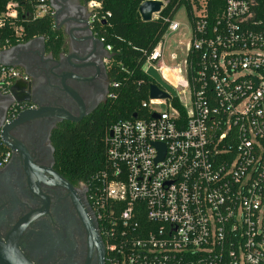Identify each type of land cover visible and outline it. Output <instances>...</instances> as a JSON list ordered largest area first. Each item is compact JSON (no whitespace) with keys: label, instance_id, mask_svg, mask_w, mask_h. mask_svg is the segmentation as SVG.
Returning a JSON list of instances; mask_svg holds the SVG:
<instances>
[{"label":"built area","instance_id":"1","mask_svg":"<svg viewBox=\"0 0 264 264\" xmlns=\"http://www.w3.org/2000/svg\"><path fill=\"white\" fill-rule=\"evenodd\" d=\"M187 1L190 42L181 64L164 60L181 28L173 17L143 67L151 84L153 68L174 93L159 84L169 97L149 91L142 102L149 118L119 121L105 134L95 206L107 264H264V19L257 0H225L211 23L207 0ZM13 5L0 28L17 15ZM87 8L92 24L101 0ZM46 14L55 12L42 1L35 15ZM9 47L0 40V51ZM18 79L27 75L0 64L1 88ZM8 159L4 151L0 161Z\"/></svg>","mask_w":264,"mask_h":264},{"label":"flooded vegetation","instance_id":"2","mask_svg":"<svg viewBox=\"0 0 264 264\" xmlns=\"http://www.w3.org/2000/svg\"><path fill=\"white\" fill-rule=\"evenodd\" d=\"M57 2V26L65 39L61 62L53 59L61 52L48 51L41 40L6 58L27 75L18 80L29 83L30 93L15 97L11 88L0 86V159L9 151V159L0 161V239L11 237L32 264H107L90 187L61 172L56 163L52 132L67 120L46 109L64 107L80 114L65 85L81 97L87 110L105 102L110 88L105 52L88 38L87 2ZM67 24L70 29L79 25L80 31L66 35ZM28 110V118L15 122Z\"/></svg>","mask_w":264,"mask_h":264},{"label":"trees","instance_id":"3","mask_svg":"<svg viewBox=\"0 0 264 264\" xmlns=\"http://www.w3.org/2000/svg\"><path fill=\"white\" fill-rule=\"evenodd\" d=\"M42 1L51 6L50 0H0V17L7 12L11 2L17 13L15 17H6L5 26L0 28V40L8 41L12 47L43 36L46 49L56 55L60 53L65 39L62 30L55 28L54 16L35 15ZM144 1L101 0V8L96 10L91 29L105 46L112 48L106 69L109 93L116 96L108 97L80 122L59 123L51 136L57 166L64 174L85 181L95 203L102 197L98 174L106 163V131L114 123L132 119L134 114L138 118L150 117L142 106V102L149 98L152 81L143 69L147 55L165 33L168 27L165 19L173 18L181 7H185L189 15L192 9L187 0H163L167 4L158 16L143 21L137 13ZM224 4L225 0L206 1L210 23L211 15L214 18L224 9ZM255 10L257 19H264V0H257ZM115 83L118 86H114ZM110 204H106L107 210Z\"/></svg>","mask_w":264,"mask_h":264},{"label":"water","instance_id":"4","mask_svg":"<svg viewBox=\"0 0 264 264\" xmlns=\"http://www.w3.org/2000/svg\"><path fill=\"white\" fill-rule=\"evenodd\" d=\"M50 3H51L52 8L55 11V14H54L55 28L58 29L59 26H57V25H58L59 13H60L61 9H59V3L57 2V0H50ZM164 5H165V3L163 0H146L140 4L137 16H138V18H141L143 21H151L154 19V15L159 13L163 9ZM88 29H89L88 30L89 31V37L88 38L90 40L98 43L103 48V50L105 52V55L103 58L109 59L111 55L105 49L104 43L94 35L92 29L90 28V25H89ZM76 31H80L79 25L73 24L71 29L69 28V24L66 25V28H65V34L66 35L69 36L73 32H76ZM82 39L84 40V38H82ZM36 40H41V41H43V43L45 42V38L43 36H38V37H35L33 39H30L26 43H21V44L9 47L8 49L0 51V64L5 65V66L14 67L13 64L8 63L6 61L8 54L14 53L20 47H29ZM62 58H63L62 52L59 54L58 58L53 57V59L57 63H60ZM148 74L155 80V82L150 85V89H149L151 98H168L169 97V94L166 91L162 90L160 88L159 84L168 88L170 91H172L174 93V91L169 86H167V84H165L163 82V80L161 79V76L159 75V73L155 69L150 68L148 71ZM65 90L67 92H69L71 94V96L73 97V99L77 102V104H79V106H80V114L79 115H74L71 111H69L68 109H66L64 107L46 108L49 111H52L55 114H57L58 116H60V118L63 120H67V121H71V122H80L84 117H86V115L89 112H91L92 110H94L98 106L97 105L95 108H92L91 110H87L85 108V105H84L81 97L71 87L65 85ZM11 93L15 97H17L19 95H23V96L26 95L27 96L30 93L29 83L25 80H18L17 82H15L12 85ZM24 99H27V98H24ZM30 113H31L30 110L24 111L23 113H21L17 117L15 122H19L21 120H24L25 118H28V115H31ZM133 117L137 118V115L134 114ZM153 117H157V114H153ZM10 238L11 237H9L5 241L0 239V264H32V262L27 258V256L21 252V250L17 246L16 242H14V240H12Z\"/></svg>","mask_w":264,"mask_h":264},{"label":"rangeland","instance_id":"5","mask_svg":"<svg viewBox=\"0 0 264 264\" xmlns=\"http://www.w3.org/2000/svg\"><path fill=\"white\" fill-rule=\"evenodd\" d=\"M174 19L181 23V28L176 33L172 34L167 43V51L165 55V62L170 66H178L184 59L190 42V26L187 19L184 7H181L174 15ZM176 53L177 59L172 60L170 54Z\"/></svg>","mask_w":264,"mask_h":264}]
</instances>
